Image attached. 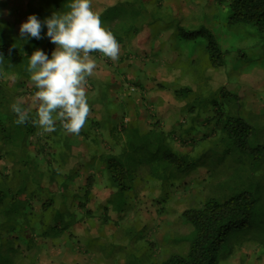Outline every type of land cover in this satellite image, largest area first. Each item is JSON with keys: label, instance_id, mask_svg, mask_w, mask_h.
Masks as SVG:
<instances>
[{"label": "rangeland", "instance_id": "374dc122", "mask_svg": "<svg viewBox=\"0 0 264 264\" xmlns=\"http://www.w3.org/2000/svg\"><path fill=\"white\" fill-rule=\"evenodd\" d=\"M115 1L92 0V8L98 13ZM170 2L175 7L177 16L195 17L197 22L204 20L201 14L206 11L207 22L212 24L220 37L225 34L230 38L228 61L221 68L208 70L201 64L192 63L195 58L200 59L202 49L198 46L190 49L188 46L186 51L184 46L181 52L177 49L181 44L178 37L173 35V29L160 30L157 36L158 26H156L129 38V43L134 42L136 38L143 39L145 43L143 52L149 55L148 59L151 62L161 56L155 76L151 78L154 72L148 71L147 75L140 78L141 81L145 84L144 81L148 77L147 81H150L151 78L148 83L150 88L147 91L155 92L162 89L168 96H174L170 88L172 85L175 87L191 85L196 90L201 88L204 95H208L220 86L228 85L231 91L239 95L242 115L252 119L255 139L249 146L254 151V145L264 144V28L260 29L253 24H241L234 30L227 29V25L225 28L222 26L224 23L214 21L218 14L215 0H171ZM26 5L27 0H8V5L0 7V18L14 22L19 31L22 22L28 18ZM163 6L165 11V5ZM151 32L157 36L156 45L152 47L148 41H145V36L147 34L150 36ZM160 41H164L163 46ZM126 50L129 51L130 48L126 47ZM130 54L133 55L132 52ZM178 59L179 62L187 61V69L196 65L197 72L191 74L186 71L189 77L184 76L178 80L173 75L167 76L166 61L175 62ZM197 73L200 78L193 81L190 76H196ZM2 78L8 80L11 87L14 86L16 77L2 75ZM30 84L32 85L33 82L31 81ZM87 87L86 93L89 95L87 98H98L105 104L111 114L105 117L108 119L106 123L113 128L117 127L122 136L123 131L119 127L126 123H135L133 120L136 112L131 110L130 105L140 104L142 111L150 116L156 112V109L155 112L151 109L156 103H143L138 84L127 86L124 91L129 105L123 103L125 97L119 98V103L116 102L114 94L110 95L112 90L119 91L112 83L106 85L101 94L100 90H89V79ZM155 95L158 96V92ZM21 97V100L26 102H34L33 93H25ZM195 105L196 108L191 109ZM117 106L124 109L117 110ZM94 111L102 118L104 111L101 107L97 111L95 106ZM90 115L92 116V112ZM124 118L129 120L122 123ZM147 121L149 122L148 119ZM216 122L217 113L213 106L201 107L199 103L192 102L185 106L180 124L176 123L177 127L173 129L162 127L168 133L170 142L176 150L194 156L195 166L177 177L166 176L159 179L160 177L153 178L149 174L148 165L143 161L144 156L138 157L137 163H134V170L137 168L136 177L128 179L134 183L130 186L131 190L127 191L125 199L121 192L118 193L117 187L110 182L106 165L102 160L104 155L101 153L120 151V138H115L110 130L105 129V134L109 135L110 140L94 139L93 147L96 153L99 152L96 155L101 158L96 159L99 164L87 167L85 170L79 169L75 182L69 179L64 187L67 192H75L80 184L84 185L92 178L95 186H92L91 199L87 206L78 207V201L74 200L73 203L71 199L65 204L60 195L61 186L57 182L50 184L51 189L53 188L56 193V206L77 213L78 219L72 226L71 233L67 231L58 238H44L39 235L36 236L37 239L32 238L34 232L24 230L26 228L22 220L26 219L23 217L17 223L16 229L5 230L4 227L0 229V239L4 235L10 241L6 253L11 254L10 244L13 243L18 248L17 261L22 264H159L173 251L185 252L188 249L189 243L181 238V235L188 234L192 230V226L184 220L182 214L186 208L202 205L211 196L226 199L248 191L257 200L254 212L247 225L232 228L227 232L219 264H255V261L250 262L247 258V248L255 251L252 254L255 258L260 255V264H264V148L256 149V155L252 156L253 153L249 151L243 153L237 144L230 143L227 152L225 146L228 142L222 139V131L216 129ZM163 123L167 124V121ZM86 124L88 126L90 120H87ZM139 126L147 131L144 125L139 124ZM89 133L90 136L93 134V138L99 137L93 130H89ZM88 138L89 140L82 141L80 148L86 150L90 148V137ZM114 138L117 140L115 146H113ZM181 140L188 143L184 144ZM75 163L78 166L85 164L80 158H72L69 163L64 162L65 165H59L58 169L64 173L72 171ZM12 170L11 159L0 158V178ZM13 177L14 175L10 176ZM115 204L122 210L117 209ZM35 206L39 209L41 200H37ZM4 220V218L0 219V223ZM248 252L251 254L250 251Z\"/></svg>", "mask_w": 264, "mask_h": 264}, {"label": "trees", "instance_id": "16d2710c", "mask_svg": "<svg viewBox=\"0 0 264 264\" xmlns=\"http://www.w3.org/2000/svg\"><path fill=\"white\" fill-rule=\"evenodd\" d=\"M170 1L116 0L98 14L103 26L111 30L119 44H125L130 37L137 36L145 29L151 30L158 26L157 36L160 30L173 29V35L178 37L181 44L177 46L180 51L184 46L186 51L188 46L190 49L197 46L202 49L200 59L197 57L192 63L201 64L207 70L226 65L230 38L225 34L220 37L212 24L207 22L206 11L201 14L204 20L197 22L195 17L177 16ZM215 1L218 14L214 21L224 23L222 26L225 28L228 26L227 29L234 30L241 24L264 28V0ZM70 2L71 0H27L26 12L28 16L35 14L44 23L45 18L54 12L68 11L67 4ZM153 3L155 5L152 6ZM3 5H8V0H0V7ZM204 7L206 8V5ZM46 33L45 24L41 32L42 39L24 37L17 31L14 22L0 18V53L3 54V60L0 61V158L7 157L13 163L12 172L0 178V219H5L0 223V229H16L19 220L25 217L26 220H22L26 228L24 230L34 232L32 238L37 235L44 238L61 237L65 232H70L77 222L76 211L56 206V193L50 184L57 182L61 186L60 195L65 204L69 199L73 203L76 200L81 208H85L91 199L94 184L90 178L86 184L78 186L75 192L66 191L64 187L68 184L67 180L75 182V177L79 174L75 166H72V171L65 173L58 169L59 165H65L74 158V145L70 142V137L64 132L59 121L56 123L57 130L52 133H45L34 126L31 119L35 118L36 108L30 110L18 99L20 95L37 91L35 86L27 85L30 78L28 62L31 54L42 43L51 42ZM160 44L163 46L164 41ZM50 50L49 47L48 53ZM187 64V61L179 62V59L175 62L170 60L166 68L178 69L179 74L175 78L178 80L184 76L189 77L186 71L191 74L197 72L196 65L187 69ZM2 75L16 77L14 86L11 87ZM190 78L196 81L200 76L197 73ZM174 95L187 101V105L192 102L199 103L201 107H214L217 113L216 129L222 131V139L228 142L226 151H229L230 143L237 144L243 153H253L252 156L256 155V149L264 148V144L254 145V151L250 148L249 145L253 144L255 139V127L252 119L240 112L242 108L239 95L231 91L228 85L220 86L208 95L202 94L201 88L196 90L193 86L186 85L176 87ZM15 102H19L22 109L29 114L30 119L25 124L15 123L18 117L11 110V105ZM195 108L196 105L191 109ZM122 131L121 150L117 153H104L102 160L110 182L117 187L118 193H122L123 198L127 197V191L133 186L134 182L128 179L136 177L137 168L134 170V163H137L138 157L144 156L143 161L148 165L149 174L153 178L160 177L159 179L166 176L177 177L188 172L196 164L194 156L178 151L172 146L168 133L159 121H154L147 131L136 122L126 123L122 126ZM12 175L14 177L10 178ZM37 200H41L39 209L35 206ZM256 201L254 195L243 191L226 199L211 196L202 205L186 208L182 214L184 220L192 226V230L181 235V238L189 243L188 249L185 252L173 251L159 264H219L227 232L232 228L244 227L250 222ZM114 206L121 209L116 204ZM5 239L2 235L0 264H22L17 261L18 248L13 243L10 244L11 254L6 253L10 241Z\"/></svg>", "mask_w": 264, "mask_h": 264}, {"label": "clouds", "instance_id": "9594fccd", "mask_svg": "<svg viewBox=\"0 0 264 264\" xmlns=\"http://www.w3.org/2000/svg\"><path fill=\"white\" fill-rule=\"evenodd\" d=\"M67 9L54 12L44 23L30 14L19 31L21 36L42 39L41 32L46 24V34L56 45L51 58L41 49H36L29 57L27 70L37 89L34 102L38 105L31 123L45 133H52L57 130L59 121L66 134L79 135L91 114L86 86L97 67L91 54L99 52L116 61L120 45L93 10L92 0H71ZM11 110L17 114V125L29 121L28 112L19 102L13 103Z\"/></svg>", "mask_w": 264, "mask_h": 264}, {"label": "crops", "instance_id": "0c3cea01", "mask_svg": "<svg viewBox=\"0 0 264 264\" xmlns=\"http://www.w3.org/2000/svg\"><path fill=\"white\" fill-rule=\"evenodd\" d=\"M153 32H151L148 36V34L145 36V41H148L150 43V46H154L156 45L155 42H157V38H153ZM136 41V42H135ZM140 43V44H137ZM143 42L142 38H136L134 39V42H130L129 40L125 43V44H119L120 45V55H119V59L116 61H112L111 59L103 56L102 54L98 53H92L91 55L93 56V58L96 60L97 63V67L94 71V74L89 77V81H90V87L89 90H100V94L103 91L102 89H104L106 87V85H110L111 83L114 84L119 91L115 92L114 90H112L110 92V95L112 96V94H114V97L116 99V102H119V98L125 97L126 95L124 93V91L126 90L127 86H132V85H136L138 84V88L140 90V98L143 100V103H147V102H152V103H156L153 112L151 116L149 114H147L146 112L142 111L140 104H132L130 105L132 107L131 110H135L136 115L134 117L133 122H137L140 125H144L143 127L147 129H149L152 126V123L154 121H159L161 123V125L163 127H166L167 129H173L175 127H177L176 123H178V125L180 124L181 121V116L184 110V107L187 106V101L185 100H180L178 99L175 95H170L168 96L164 90L159 89L158 91H152L149 90L150 85H148V83H150L151 78L155 76L156 74V68L157 66L160 64V57H156L155 59H153L151 62L148 57L149 55L144 54L143 51H145V43H141ZM161 42V41H160ZM50 47V51L48 53V48ZM127 48H130V50H126ZM56 48V45L52 42H44L42 43L38 49H41L42 51L45 52V54L51 58V54L52 51ZM160 51V50H159ZM130 52H132L133 55L130 54ZM159 54V52H158ZM146 57V58H145ZM167 64H170V60L166 61V73L167 76L169 75H173L175 76L174 78H176V75L178 76L179 71L176 68L172 69H167ZM148 71H152L154 72L153 76H151L150 81H144L145 85L142 81H141V77L143 75H147ZM30 79V78H29ZM31 81L28 80L27 85H31L30 84ZM31 86H34V84H32ZM96 86L98 88H96ZM173 91L174 94V89L176 88L175 86H171L170 87ZM88 89V87L86 86V90ZM108 89V88H107ZM105 90V89H104ZM110 90V89H108ZM156 92H158V96H156ZM171 92V91H170ZM35 94V93H33ZM21 96H19L20 101L24 102L26 104V106L28 107V109L33 110L35 108L38 107V105L35 102H26L24 100H21ZM89 96V95H87ZM88 99V98H87ZM140 99L138 98V101ZM159 102V103H158ZM88 103L90 105L91 108V112H92V116L90 115L88 117V120H90V124L87 126H85V128L81 131V133L79 135H72V134H67L70 137V142L74 145L73 149H74V158L76 159H82L84 160L85 164H81V165H77L76 163L73 164V166L76 165V169L79 171V169L83 168L84 170L87 167H93L94 165L99 164V161L96 162V159L99 158V155L97 156L96 154L99 153L95 151V148L93 147L94 145V139L96 141H99V138L101 141L103 140H110V137L108 134H105V131L108 129L110 130L111 133H113V136L116 138H120V142L122 143L123 138H121V133L117 130V127H112L111 125L109 126L106 123V120H108L107 118H105L107 115H111L108 108L105 106V104L102 101H99V99H92L89 98L88 99ZM120 103V102H119ZM123 103H126L129 105L127 98L125 99V101ZM121 103V104H123ZM161 103V104H160ZM96 106V110L98 111L101 107V109L104 111L102 114V118L101 115L98 112H95ZM152 107V106H151ZM158 108V109H157ZM124 108H120L119 106H117V110H123ZM95 113H94V112ZM94 113V114H93ZM102 119V120H100ZM147 119L149 120V122L147 121ZM112 120V119H110ZM129 119L128 118H124L122 123L127 122ZM145 121V122H144ZM163 121H167V124H164ZM166 125V126H165ZM106 129V130H105ZM119 129L122 131V127H119ZM89 130H93L95 132L96 135H98L99 137H95L93 138L92 135L90 136ZM65 132V131H64ZM119 132V133H118ZM89 134V135H88ZM118 135V136H116ZM88 136L90 137V148L88 150L84 149V148H80V145L83 143L82 141H87L89 140ZM114 138V142L113 143H117V140H115ZM113 144V146L116 145ZM93 148V149H91ZM119 152V151H117ZM115 152V153H117ZM102 154H104L105 152H101ZM73 158V157H72ZM101 159V158H99ZM96 162V163H95ZM82 186V184H80ZM93 186H95L93 184ZM93 189V188H92ZM251 252V254H249V252ZM255 251L251 248H247V254H248V259L250 260V262L255 261V264H260L261 263V257L260 255L257 256L256 258L252 255ZM264 254V253H263ZM238 257V255L236 256ZM235 257V258H236ZM234 258V259H235Z\"/></svg>", "mask_w": 264, "mask_h": 264}]
</instances>
